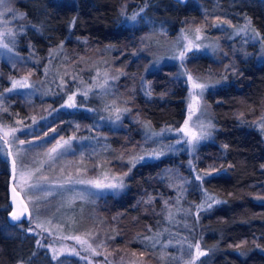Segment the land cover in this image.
Masks as SVG:
<instances>
[{
  "label": "trees",
  "instance_id": "1",
  "mask_svg": "<svg viewBox=\"0 0 264 264\" xmlns=\"http://www.w3.org/2000/svg\"><path fill=\"white\" fill-rule=\"evenodd\" d=\"M35 1L39 2L42 14L47 13V17H37L29 11L31 8L17 4L25 11L24 18L30 26L21 36L18 46L26 48L23 44L28 42V48L36 57L31 61L36 68L35 75L40 76L37 70L51 48L59 46L62 53H78L81 51V38L86 39L88 49L99 52L103 50L105 53L108 47L113 46V62L123 69L124 74L113 87L115 94L107 95L104 100L109 101L113 97L120 102L117 94L122 88L128 92L131 110L139 119L134 121L125 116L116 128H97L107 146L111 145L117 154H125L137 147L141 124L147 122L158 129L167 125L177 127L182 123L187 88L179 77L167 74L166 70H172V67L166 68L163 64L147 73L151 82L149 90L142 88L134 74L142 71L150 59L143 51L145 49L141 50L142 45L144 48L148 45H144L145 41L140 44L137 37L147 36L150 29L160 23L173 32L186 19L202 17L201 13L190 8L188 0L185 3L175 0ZM204 6L210 19L224 18L236 24L247 16L264 41V0H207ZM140 8H144L149 19L127 23L128 16H132L130 13ZM219 35L218 40L226 46L227 35ZM127 40L132 41L122 48ZM206 57L196 55L189 62L206 67L211 63ZM29 66L30 62L20 65L26 70ZM216 67L219 68L218 74H225L226 82L205 92L211 108L209 116L213 130L209 139L198 144L197 156L199 166L212 173L205 176L204 188L216 194L221 203L213 204L197 220L190 221L198 231L197 240L207 250L205 260L200 264H264V200L259 198L264 193V138L256 123L264 113V61L255 62L253 57L238 58L230 69L225 68V62L221 60ZM7 101L10 104L4 115L6 120L13 116H26L46 103L33 100L26 104L18 94L7 98ZM58 119L61 117L30 136L47 131L57 124ZM70 130V126H65L47 143ZM0 146V264H55L49 251L38 246V231L30 220L24 218L22 223H10L8 220L11 211L8 191L10 162L2 138ZM114 158L109 164L114 169L128 172L129 165L125 163L118 168L119 161ZM184 160L182 153H166L158 159L137 163L125 177L123 190L100 196L97 206L99 210H106L107 226L116 236V241L126 242L129 247L136 246L145 241L141 239L142 235L158 232L162 226L170 227L171 219L167 218L170 210H174L172 218H178L185 208L197 201L199 187H192L186 190L178 204L175 188L160 177L165 168L177 167L178 163L182 165ZM29 228L34 231L29 232ZM165 254L168 255L167 250ZM66 264L76 263L66 261Z\"/></svg>",
  "mask_w": 264,
  "mask_h": 264
},
{
  "label": "rangeland",
  "instance_id": "2",
  "mask_svg": "<svg viewBox=\"0 0 264 264\" xmlns=\"http://www.w3.org/2000/svg\"><path fill=\"white\" fill-rule=\"evenodd\" d=\"M58 1L70 2L72 0ZM204 1L207 0H188L190 8L201 13L202 17L199 19L188 18L173 32H169V28L160 23L152 27L147 36L137 37L140 44L141 41H145L144 45H148L145 48L142 45L141 50L145 49L143 51L147 52L145 54L150 59L148 65L134 74V77L140 80L143 89L149 90L151 82L147 73L159 69L163 64L166 68L171 66L172 70H166L167 74L173 73L179 77L187 88L185 116L177 127L167 125L156 129L149 125L150 123L141 124L137 147L125 154L121 152L117 154L111 145L107 146V141L97 129L116 128L121 125V120L125 116L134 121L139 119L138 115L133 114L131 110L128 92L122 88L117 94L121 99L120 102L115 101L113 97L109 101L104 100L107 95L115 94L113 87L118 78L124 74L123 69L113 62L115 59L111 53L113 46L108 47L107 52L103 53V50L99 52L93 48L88 49L86 39L81 38L79 42L81 51L78 53L76 51L68 54L62 53L63 49L59 46L51 48L47 58L42 60L37 70L40 76H37L35 75L36 68L31 62L36 57L28 48V42L23 44L28 49L18 46L19 41H22L21 36L30 26L24 18L25 11L21 10L17 4L31 8L29 11L37 17H47V13L42 14L41 5L35 0H6L12 12H7L3 6H0V12H4V15L0 16V43H7L12 48L11 52L0 48V100H3V104H0V138L11 140L12 129H18L15 132L17 137L15 143L10 144L12 157L15 158L17 151L21 152L25 167L28 171L35 173L33 182L41 185L40 189L27 198L35 201L38 207L33 210L34 218L26 219L30 220L38 231V246L49 251L55 264H66V261H73L76 264H192L193 257L196 256L195 245L199 243V240H197L198 231L190 221L191 219L197 220L207 210V202L219 201V197L206 190L203 182L195 179L197 174L205 177L209 173L199 166L197 156V146L204 140L200 141L194 150L189 149L186 143H177V140L183 138V133H180L179 129L184 126V121L188 118V105L191 102V88L187 77L191 75L194 78L192 82L208 85L201 100V108L192 118L191 131L198 133L199 130L195 125L209 121L212 124L211 116H209L211 108L205 99L206 90L222 84L221 82H226L225 74L222 76L218 74L219 68L216 67L221 60H224L225 68L230 69L238 58L253 57L255 62L264 61V41L250 19L245 16L236 24L224 18L210 19L206 15ZM130 14L136 15V20L133 21L130 19L132 16H128L127 23L129 24L149 19L144 8L132 11ZM125 15L127 17V11ZM217 24H222V27H215L214 25ZM197 29H200V32H197ZM219 34L227 35L226 46L218 40L217 35L220 36ZM197 36L200 37L199 40L196 39ZM131 41H124L122 48ZM189 42L196 47L186 53V58L181 64V61L174 57H178L179 52ZM200 54L207 55L206 59L211 60L206 67L189 62L191 57ZM26 62H30L33 67L29 66L28 70L21 69L20 65ZM12 69H16V72H12ZM13 81H26L30 87L8 92L7 89L12 88ZM85 92L88 93L87 97L84 95ZM73 93L77 94L75 97L77 107L62 108L61 105ZM16 94L20 95L26 104L33 100H43L46 103H42L38 109L36 107L35 111L26 116H13L10 120H6L4 115L7 114V110L4 109L10 104L7 98ZM113 105L115 107H112ZM116 109L127 110L124 111L120 121H115ZM58 117L61 119H58L57 124L48 127L49 129L45 131L50 133L47 138L41 139L45 132L38 136H30L38 133L39 129L49 126V123ZM33 120L36 123H33ZM256 123L262 131L264 113ZM65 126L71 127L70 132L47 143L59 133L60 129L64 130ZM52 129L58 131L52 133ZM165 129H172V131L165 132L162 136L146 139V135L150 136L153 132L161 133ZM212 130L213 128L211 132ZM261 133L264 138V131ZM61 138L63 140L73 138L71 146L67 149H60L50 159L47 155L49 149ZM21 140L25 141L23 145L20 144ZM28 141H34V143H28ZM169 145L172 147L169 148ZM154 149L163 151L165 154L182 153L184 155L185 160L182 165L178 163L177 167L165 168L160 177L175 188L178 204L181 203L186 190L192 187H199L198 199L190 207L185 208L181 217L172 218L174 210H170L167 216L171 219L170 227L162 226L158 232L142 235L141 239L145 241L129 247L126 242L116 241V236L107 226L109 221L105 218L107 217L106 210H99L97 206L101 195L116 192L107 189L101 191L90 185L68 183V181L69 179L72 181L93 180L111 183L113 178L123 177L127 172L124 169H114L112 164H109L112 161L111 158L115 157L114 160L119 161L118 168H122L125 163L131 167L130 162L134 158L145 156ZM147 160L153 159L143 161ZM259 198L264 200V193ZM202 204L206 210L198 211V206ZM37 223L43 224L44 230L36 227ZM77 237L79 240L76 239ZM101 241L104 243L97 249L100 255L93 254L88 245L91 244L93 248H96ZM189 245L192 247L190 248ZM199 246L201 251L207 253L200 243ZM166 250L168 255L165 254ZM54 255L56 259H53ZM204 256L196 259L195 264H200Z\"/></svg>",
  "mask_w": 264,
  "mask_h": 264
},
{
  "label": "snow or ice",
  "instance_id": "3",
  "mask_svg": "<svg viewBox=\"0 0 264 264\" xmlns=\"http://www.w3.org/2000/svg\"><path fill=\"white\" fill-rule=\"evenodd\" d=\"M180 2V0H178ZM0 6H3L7 12H12L13 10L7 6L6 0H0ZM4 12H0V16H3ZM131 20L135 21L136 20V15H133ZM215 27H222V24H217L214 25ZM197 32H200V29H197ZM257 35H259L257 33ZM197 40L200 39L199 36L196 37ZM14 43V41H13ZM211 46V45H210ZM193 47H196L193 45L191 42L186 44L184 48L179 52L177 58L181 61V64H183V61L186 58V53L188 51H191ZM0 48L7 49V51L11 52L12 48L9 47V44L7 43H0ZM188 82L190 83V96H191V102L188 105V118L185 119L184 121V126L179 129L180 133H183V138L180 140H177V143H186L189 146V149L194 150L196 145L207 138H209L212 135L211 129L213 128V125L211 122H200L199 124L195 125V127L198 128V133L192 132L191 127L192 125V118L193 116L196 115L197 111L201 108V100L204 94L205 89L208 87V85L202 84V83H195L193 81V77L191 75H188L187 77ZM30 85L26 81H13L12 88L7 89L8 92H12L18 88H28ZM103 87V85H102ZM76 93H73L68 96L67 101L63 105H61L62 108H76L77 107V102H76ZM84 95L87 97L88 93L85 92ZM0 104H3V100H0ZM108 106L106 105V108ZM112 107H115L114 105ZM5 111L7 109H4ZM89 111H92V109H89ZM124 111L127 110H121V109H116V114H115V121H120ZM51 114V113H50ZM111 117H109L110 119ZM101 119H105V117H101ZM33 123H36L35 120H33ZM18 131V129L13 128L11 132V140L5 139L4 143L5 144H14L15 140L17 137L15 136V132ZM52 133H56L58 130L57 129H52ZM172 131V129H165L162 130L161 133H151L150 136L146 135V139L154 136H162L165 134V132ZM262 131H264V128H262ZM6 136L8 135L7 133L5 134ZM50 135V133L45 132L44 137H41V139H45ZM73 138H70L68 140H63L61 138L60 140H57L56 144L49 149L48 156L51 159L54 154H56L60 149H67L71 146V140ZM63 141V142H62ZM25 143L24 140L20 141V144L23 145ZM28 143H34V141H28ZM169 148L172 146L169 145ZM227 147V146H225ZM0 150H2V146H0ZM165 153L163 151H158V150H152L147 153L145 156H140L134 158L130 163L131 167H129L128 172L124 173L123 177H116L113 178V182L111 183H101L99 181H93V180H76L72 181L69 179L68 183H80V184H85V185H90L98 190H111L112 192H118L123 190L126 185L124 182V177L129 176V174L132 171V168L136 166L137 163H140L141 161L145 159H158L160 156L164 155ZM8 157H12L13 153L12 151H8L6 154ZM18 161H19V172L17 173V167H18ZM12 168H13V188H12V193H13V201H12V211L10 212V222H19L22 223L24 218H34L33 216V210H35L38 205L35 201L28 200L27 198L29 197L30 194L34 193L36 190L41 188V185L38 183L33 182V176L35 173L30 172L27 170L25 167L24 159L22 157L21 152L17 151L15 154V158L12 159ZM208 176H211L212 173H208ZM195 179L197 181L203 182L205 179L204 176H201L197 174L195 176ZM150 202V201H149ZM214 203H221V201L217 200H211V202H207V209H210ZM206 210L205 206L202 204L198 206V211H203ZM36 227L43 229V224L37 223ZM29 232H33V228L28 229ZM79 240V237L76 238ZM39 244V241L37 242ZM81 243H85V241H81ZM103 241H101L100 245H97L96 248H93L91 244L88 245V248L93 252L95 255H100V252L97 250L101 245H103ZM191 248L192 246L189 245ZM196 248V256L193 257L192 264H195V260L198 259L200 256H204L207 253L203 252L200 250L199 243L195 245ZM57 257L54 255L53 259H56Z\"/></svg>",
  "mask_w": 264,
  "mask_h": 264
},
{
  "label": "water",
  "instance_id": "4",
  "mask_svg": "<svg viewBox=\"0 0 264 264\" xmlns=\"http://www.w3.org/2000/svg\"><path fill=\"white\" fill-rule=\"evenodd\" d=\"M178 2V0H175ZM187 0H180L179 3H185ZM6 154L8 151H11L10 150V145L9 144H6ZM8 157V156H7ZM9 159V162H10V178H9V185H8V191H9V203L10 205H12V201H13V193H12V188H13V168H12V159L13 157H8ZM11 211H12V207H11ZM10 211V212H11ZM10 212L8 213V220L10 222ZM10 223H13V222H10Z\"/></svg>",
  "mask_w": 264,
  "mask_h": 264
}]
</instances>
